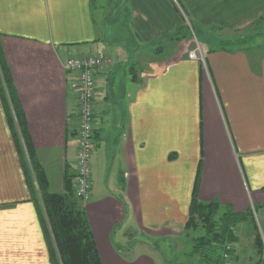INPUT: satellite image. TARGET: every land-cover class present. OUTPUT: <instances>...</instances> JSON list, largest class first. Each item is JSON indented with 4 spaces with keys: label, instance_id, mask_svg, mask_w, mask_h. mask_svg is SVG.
Masks as SVG:
<instances>
[{
    "label": "crops",
    "instance_id": "obj_1",
    "mask_svg": "<svg viewBox=\"0 0 264 264\" xmlns=\"http://www.w3.org/2000/svg\"><path fill=\"white\" fill-rule=\"evenodd\" d=\"M263 16L264 0H0L1 56L50 191L73 178L78 148L64 62L111 57L96 78L91 194L83 204L97 214L89 220L99 251L102 244L119 256L121 243L113 251L109 237L127 226L120 238L129 264H163L164 253L144 240L174 238L182 247L195 186L202 201L251 209L254 221L240 227L254 233L256 225L264 239V47L252 44V32L233 34ZM183 18L221 37L220 45L201 44L205 66L187 57L189 44L163 38ZM9 102L0 94V264H53L36 175ZM140 244L150 261L135 254Z\"/></svg>",
    "mask_w": 264,
    "mask_h": 264
},
{
    "label": "trees",
    "instance_id": "obj_2",
    "mask_svg": "<svg viewBox=\"0 0 264 264\" xmlns=\"http://www.w3.org/2000/svg\"><path fill=\"white\" fill-rule=\"evenodd\" d=\"M183 19V24L171 34L165 35L164 40L179 41L187 36H194L199 43L203 34L191 22L188 25L186 19ZM260 35L262 33H254L253 37ZM240 40V38L236 39V42ZM14 93L9 69L1 56L0 49V94L4 99L7 96L10 101V109L12 108L14 112L32 170L36 175L39 220L44 230L51 261L53 264H102L85 208L74 197L72 190L74 176L73 178L65 176L62 192L49 190L45 176L33 158L25 119ZM8 114L13 136L18 143L14 117L9 109ZM247 220L254 221L251 209L244 213H235L230 206L220 204L217 200L202 201L197 196L195 186L188 207V218L183 228V236L190 239L191 248L187 253H183V256L195 257L194 264H228L233 251L227 246L238 241L237 230ZM260 236L262 235L255 225L254 241L257 254L261 253L262 239Z\"/></svg>",
    "mask_w": 264,
    "mask_h": 264
},
{
    "label": "rangeland",
    "instance_id": "obj_3",
    "mask_svg": "<svg viewBox=\"0 0 264 264\" xmlns=\"http://www.w3.org/2000/svg\"><path fill=\"white\" fill-rule=\"evenodd\" d=\"M177 8L179 9L178 6H177ZM193 25H196V24H193ZM248 27L249 28H247L243 31L236 32L233 34L234 35L237 34V35H241V36H247V34H249L251 32L255 33V34L262 33V35L256 36V38L254 39L252 44L255 42V44L264 45V16L259 18L256 21L250 23L248 25ZM202 31H204V35H201L199 43L197 40H195L194 36H187L184 39L179 40V42L184 41V43H181V45H185L186 43L189 44L188 45L189 49H190V47H192V49H193V47L197 43L201 47L202 50L203 49L205 50V48H206L205 46H202L205 43H206V45H220L222 43L220 40L221 37H218V36L214 35L213 33L208 35V31L204 27L202 28ZM105 55H107V54H105ZM72 190H73V180H72ZM90 194H91V192H90ZM74 197L78 200V203L82 206H84L83 205L84 202L89 199V198L88 199H82V198H79L76 196H74ZM85 212H86V210H85ZM86 216H87L88 222L90 224L92 234L94 235L93 228H92V225H91L89 218L95 223L97 214H95L92 211H89L88 213L86 212ZM100 218L102 220L101 224L103 225L104 224L103 223V217L101 216ZM247 225L248 224L246 223L245 225L241 226L240 229L238 228V230H237L238 241L234 244H230V247H231L233 253L231 254V256L229 258L228 264H264V239L262 238V236H260V238L262 239L261 240L262 241L261 251H260L261 253L257 254V252H256L257 247L255 246V241H254V233L252 232V230L249 227H248L249 229H247ZM126 227L127 226H125L118 233L111 236V238L109 237V242L111 244V248L113 249V251L115 248L114 244L121 243L119 246V249L121 250L119 252V256H117L115 253L112 252L111 249L106 248L102 244H101L100 251L98 250L99 248H97L98 254L100 252L99 256H100L102 264H129L128 259H129L130 255H127L128 253L125 251L126 248H125V246H123L122 239L120 238L121 233L125 230ZM98 235L99 234L97 232V237H98ZM132 238H134V236ZM181 238L184 241L182 247L174 238H172L171 240H170V238H167L164 240L163 239H161V240H152L151 239V240H144V241L146 243H150L152 245V250L154 249L156 251L158 250L159 252L164 253L165 258H164L163 264H194L196 261L195 257L186 258L185 256H183V253H187L191 248L190 239L187 237H184V236ZM181 238H179V239L181 240ZM134 239H139V238L136 237ZM172 244H174V247H172ZM96 247H97V245H96ZM135 254H137L141 258H145L148 261H150L147 257H150V255H152L153 253H151L150 249H147V247L145 245L140 244L139 246H137ZM156 256L159 258V255L156 254ZM156 256L153 255V257L155 259L157 258ZM150 264H152V263H150Z\"/></svg>",
    "mask_w": 264,
    "mask_h": 264
},
{
    "label": "built area",
    "instance_id": "obj_4",
    "mask_svg": "<svg viewBox=\"0 0 264 264\" xmlns=\"http://www.w3.org/2000/svg\"><path fill=\"white\" fill-rule=\"evenodd\" d=\"M187 24L189 25L188 21ZM187 57L199 61L205 66L204 53L197 43L193 49L187 52ZM111 63V57L105 54L69 55L64 62V69L72 75L69 88L75 94L78 115V148L75 159L73 193L82 199H88L91 192L90 159L94 145L93 117L96 78L100 73L106 72ZM227 248H230V245ZM224 256L227 257L226 254Z\"/></svg>",
    "mask_w": 264,
    "mask_h": 264
}]
</instances>
